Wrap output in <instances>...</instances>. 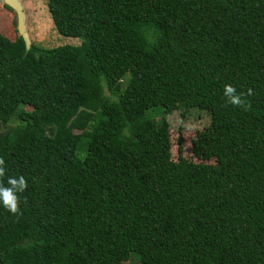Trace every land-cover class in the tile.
<instances>
[{
	"label": "trees",
	"instance_id": "trees-1",
	"mask_svg": "<svg viewBox=\"0 0 264 264\" xmlns=\"http://www.w3.org/2000/svg\"><path fill=\"white\" fill-rule=\"evenodd\" d=\"M46 5L110 57L0 34V183L27 182L0 264H264V0ZM176 110L209 116L214 165L171 159Z\"/></svg>",
	"mask_w": 264,
	"mask_h": 264
},
{
	"label": "rangeland",
	"instance_id": "rangeland-1",
	"mask_svg": "<svg viewBox=\"0 0 264 264\" xmlns=\"http://www.w3.org/2000/svg\"><path fill=\"white\" fill-rule=\"evenodd\" d=\"M14 8H7L0 0V34L16 39L25 34L29 44L41 48L68 45L76 50L89 51L100 63L105 64L110 54L107 48L81 24L64 35L54 27L47 9V0H12ZM108 95L107 92H105ZM171 142L170 155L173 161L179 158L193 163L214 165L216 162L215 141L208 132L209 116L204 112L191 111L181 116L176 110L167 117ZM12 126L2 125L0 131ZM116 264H137L134 259L121 257Z\"/></svg>",
	"mask_w": 264,
	"mask_h": 264
},
{
	"label": "clouds",
	"instance_id": "clouds-1",
	"mask_svg": "<svg viewBox=\"0 0 264 264\" xmlns=\"http://www.w3.org/2000/svg\"><path fill=\"white\" fill-rule=\"evenodd\" d=\"M250 94V90H249ZM243 94H237L235 88L228 85L224 88V96L228 98V102L235 107H243L247 109V105L242 100ZM4 160L0 158V177L5 176ZM27 188V182L23 176L9 177L6 185L0 183V204L13 215L19 213L20 197L19 194L23 193Z\"/></svg>",
	"mask_w": 264,
	"mask_h": 264
},
{
	"label": "water",
	"instance_id": "water-1",
	"mask_svg": "<svg viewBox=\"0 0 264 264\" xmlns=\"http://www.w3.org/2000/svg\"><path fill=\"white\" fill-rule=\"evenodd\" d=\"M5 3L7 6H9L10 8H14V4H13V1L12 0H5ZM22 39L26 45V47H28L30 44L28 43V40H27V37L25 34H22Z\"/></svg>",
	"mask_w": 264,
	"mask_h": 264
}]
</instances>
